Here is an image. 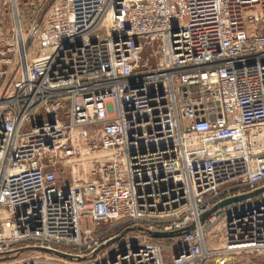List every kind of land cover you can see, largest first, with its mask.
I'll list each match as a JSON object with an SVG mask.
<instances>
[{
  "label": "built area",
  "instance_id": "built-area-1",
  "mask_svg": "<svg viewBox=\"0 0 264 264\" xmlns=\"http://www.w3.org/2000/svg\"><path fill=\"white\" fill-rule=\"evenodd\" d=\"M28 34L0 36V264L264 255V0H53Z\"/></svg>",
  "mask_w": 264,
  "mask_h": 264
},
{
  "label": "rangeland",
  "instance_id": "rangeland-1",
  "mask_svg": "<svg viewBox=\"0 0 264 264\" xmlns=\"http://www.w3.org/2000/svg\"><path fill=\"white\" fill-rule=\"evenodd\" d=\"M53 0H0V36L9 34L16 25L22 30V33H35L36 28L44 20L45 13ZM33 40V38H32ZM31 41L29 51L31 54L35 51V43ZM112 231L116 232L120 227L116 224L108 223ZM149 236V235H148ZM151 241L161 245L162 258L165 264L170 260L173 245L178 241L176 237L155 238L149 236ZM207 243L214 241L220 244L222 241V226L215 224L209 228L207 234ZM112 241L109 242V244ZM258 262L264 264V255L258 256Z\"/></svg>",
  "mask_w": 264,
  "mask_h": 264
},
{
  "label": "crops",
  "instance_id": "crops-1",
  "mask_svg": "<svg viewBox=\"0 0 264 264\" xmlns=\"http://www.w3.org/2000/svg\"><path fill=\"white\" fill-rule=\"evenodd\" d=\"M260 253L245 251L236 253L231 257V264H260L258 260ZM196 264V263H195ZM199 264H215L213 259L206 260Z\"/></svg>",
  "mask_w": 264,
  "mask_h": 264
},
{
  "label": "water",
  "instance_id": "water-1",
  "mask_svg": "<svg viewBox=\"0 0 264 264\" xmlns=\"http://www.w3.org/2000/svg\"><path fill=\"white\" fill-rule=\"evenodd\" d=\"M33 35H34V33H30V34L27 35V38H26V45L27 46L31 44ZM8 84H9V82L7 83V85ZM7 85H6V87H7ZM231 201H233L232 198L223 201L221 204H225V203H228V202H231ZM191 228H192V226L187 227L186 231L191 230ZM181 233H182L181 231H177V232H174V233H171V232H164V233L153 232V233H150V235L152 237H155V238H168V237H176V236H179V235H181Z\"/></svg>",
  "mask_w": 264,
  "mask_h": 264
},
{
  "label": "bare ground",
  "instance_id": "bare-ground-1",
  "mask_svg": "<svg viewBox=\"0 0 264 264\" xmlns=\"http://www.w3.org/2000/svg\"><path fill=\"white\" fill-rule=\"evenodd\" d=\"M25 39V38H24ZM27 53V52H26Z\"/></svg>",
  "mask_w": 264,
  "mask_h": 264
}]
</instances>
